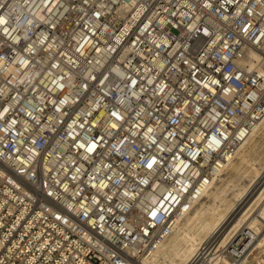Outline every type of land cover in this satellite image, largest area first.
Here are the masks:
<instances>
[{"label":"built area","instance_id":"built-area-1","mask_svg":"<svg viewBox=\"0 0 264 264\" xmlns=\"http://www.w3.org/2000/svg\"><path fill=\"white\" fill-rule=\"evenodd\" d=\"M263 118L264 0H0V264H142Z\"/></svg>","mask_w":264,"mask_h":264},{"label":"bare ground","instance_id":"bare-ground-1","mask_svg":"<svg viewBox=\"0 0 264 264\" xmlns=\"http://www.w3.org/2000/svg\"><path fill=\"white\" fill-rule=\"evenodd\" d=\"M248 56L257 59L254 54ZM262 157L264 118L237 154L222 165L220 174L203 189L202 198L194 203L192 211L175 217L172 234L159 242L142 264H189L208 247L213 254L207 258V264H232L222 254L228 242L244 226L252 234H258L264 226V175L255 168L263 165ZM236 174L243 176L242 184H237ZM244 201L247 203L242 206ZM262 255L264 233L241 264H264Z\"/></svg>","mask_w":264,"mask_h":264},{"label":"rangeland","instance_id":"rangeland-1","mask_svg":"<svg viewBox=\"0 0 264 264\" xmlns=\"http://www.w3.org/2000/svg\"><path fill=\"white\" fill-rule=\"evenodd\" d=\"M261 163L263 164V165H260V166H258V167H255L256 169H258V172H259V174L260 175H264V157H262V159H261ZM259 167H260V169H259ZM255 169V170H256ZM232 173V172H231ZM236 176H238L237 174L234 176V178H235V180H236V182H237V184H242L241 182H240V180L242 179V177L243 176H241V175H239L238 177H236ZM262 176H261V178H262ZM241 178V179H240ZM261 178H259L258 179V181L254 184V186H256V184L259 182V180L261 179ZM239 182V183H238ZM245 202V201H244ZM247 202H245V203H241V205L243 206V205H245Z\"/></svg>","mask_w":264,"mask_h":264}]
</instances>
